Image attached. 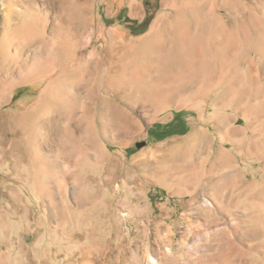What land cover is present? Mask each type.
<instances>
[{
	"label": "rangeland",
	"instance_id": "obj_1",
	"mask_svg": "<svg viewBox=\"0 0 264 264\" xmlns=\"http://www.w3.org/2000/svg\"><path fill=\"white\" fill-rule=\"evenodd\" d=\"M164 1L0 0V264H264V0H220L140 56ZM202 55L203 81L168 91ZM182 99L191 132L148 138Z\"/></svg>",
	"mask_w": 264,
	"mask_h": 264
},
{
	"label": "crops",
	"instance_id": "obj_2",
	"mask_svg": "<svg viewBox=\"0 0 264 264\" xmlns=\"http://www.w3.org/2000/svg\"><path fill=\"white\" fill-rule=\"evenodd\" d=\"M161 1V0H160ZM165 6L166 8L169 7L171 8V13L169 15L167 14H162L157 18H163L169 20V25L175 27L176 29L180 26H184L186 28H200V29H205L207 27V12H215V7L218 6L220 3V0H165ZM139 13V10H138ZM137 13V14H138ZM184 16H182V15ZM156 20V21H157ZM180 20V21H179ZM155 21V22H156ZM181 23V24H179ZM154 24V23H153ZM152 24V25H153ZM179 24V25H178ZM211 25V24H209ZM204 37V34H203ZM179 44H184V41L178 42ZM95 52L92 53V56L94 55ZM99 53V52H98ZM102 55V54H101ZM104 56H101V59H99L98 67L100 71H103L102 66L104 63L108 62V60L105 58L106 62L104 61ZM161 57V56H160ZM125 60H128V58H125ZM160 58L157 59L159 61ZM204 56H201V59L195 60L194 57H189V56H181L177 63H172L171 68L168 73V83L171 85V87L168 89L170 92H175V93H188L189 88H187L193 81L194 79L201 77L200 81H203L204 78V69H205V63H204ZM98 61V60H97ZM107 64V63H106ZM108 66V64H107ZM107 71V69H104V71ZM103 71V72H104ZM136 75V79H133V82L136 83L137 85H140L143 83V78L142 74H134ZM164 78L162 76L159 80L157 79V83L159 84L162 82L161 80ZM150 82H154L153 80ZM187 100H179L177 103L174 104L169 110L170 111H165V108H161L158 111L153 113V117H156L153 121H151L149 124L150 126L154 123H167L169 122L172 118L175 112H183L186 107ZM184 113V112H183ZM224 119H228V115L222 114ZM186 117V116H185ZM222 117V116H221ZM222 121V120H221ZM223 122V121H222ZM191 132V128L189 131L183 135H186ZM175 136H181V135H175ZM222 138L224 136L220 135ZM170 138V137H168ZM167 138V139H168ZM222 148V147H221ZM219 149V160L222 159V157H226L232 159L233 156L230 155V152L225 149ZM147 153H150V157L153 156L152 151H148ZM224 159V160H226ZM223 160V161H224ZM227 161V160H226ZM222 162V161H220ZM181 172V171H180ZM237 174V168L230 171V174ZM152 179L156 178L154 176H151ZM158 181V180H157ZM155 182V181H154ZM158 187V191L163 192L171 197L176 196V197H181L184 196L185 198H189L188 196H185V193L182 192L181 190H184L187 187H190L188 184H176L175 187L171 188L166 184V181L164 182H155V184ZM170 190V191H169ZM192 200V198H189V200ZM186 200V199H185ZM188 200H186L187 202Z\"/></svg>",
	"mask_w": 264,
	"mask_h": 264
},
{
	"label": "bare ground",
	"instance_id": "obj_3",
	"mask_svg": "<svg viewBox=\"0 0 264 264\" xmlns=\"http://www.w3.org/2000/svg\"><path fill=\"white\" fill-rule=\"evenodd\" d=\"M182 16H184V15H182ZM168 21L169 20H167V19L165 20L162 17L159 18L152 25L150 32L145 37L139 39L138 41L131 43L130 46L140 42V43H142V47L140 49V51L142 53L140 54V56L147 55V54H154L157 56V54H159V51H161L160 50L161 44L163 43V41H164L163 38L165 37V28L169 25ZM179 24H181V23H179ZM177 33H178V35L176 37H178V40H180V42L184 41V37L186 35V27H184V26L178 27ZM133 69H134V71H138L139 69H142V67H140V66L136 67L135 66V67H133Z\"/></svg>",
	"mask_w": 264,
	"mask_h": 264
},
{
	"label": "trees",
	"instance_id": "obj_4",
	"mask_svg": "<svg viewBox=\"0 0 264 264\" xmlns=\"http://www.w3.org/2000/svg\"><path fill=\"white\" fill-rule=\"evenodd\" d=\"M151 19L152 17H146L144 19L145 28L148 26ZM141 32H143V29H141L138 33ZM184 116L185 114L181 111L175 112L173 118L169 122L152 124L147 130L148 138L153 141H161L174 135H183L187 133L190 126Z\"/></svg>",
	"mask_w": 264,
	"mask_h": 264
},
{
	"label": "flooded vegetation",
	"instance_id": "obj_5",
	"mask_svg": "<svg viewBox=\"0 0 264 264\" xmlns=\"http://www.w3.org/2000/svg\"><path fill=\"white\" fill-rule=\"evenodd\" d=\"M142 5L144 6V12L147 15L149 11L152 9L153 11L156 10L155 3L158 2V0H141ZM145 15V16H146ZM145 19V18H144Z\"/></svg>",
	"mask_w": 264,
	"mask_h": 264
},
{
	"label": "water",
	"instance_id": "obj_6",
	"mask_svg": "<svg viewBox=\"0 0 264 264\" xmlns=\"http://www.w3.org/2000/svg\"><path fill=\"white\" fill-rule=\"evenodd\" d=\"M145 144H146V141L143 140V141L136 142V143H135V146H136L137 148H140V147L144 146Z\"/></svg>",
	"mask_w": 264,
	"mask_h": 264
}]
</instances>
